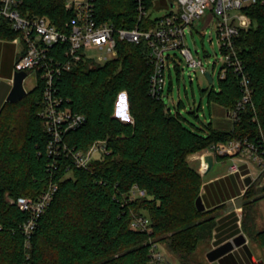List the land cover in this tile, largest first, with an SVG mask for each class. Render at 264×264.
I'll return each mask as SVG.
<instances>
[{
	"label": "trees",
	"instance_id": "obj_1",
	"mask_svg": "<svg viewBox=\"0 0 264 264\" xmlns=\"http://www.w3.org/2000/svg\"><path fill=\"white\" fill-rule=\"evenodd\" d=\"M92 1L98 21L127 28L156 22L146 17L141 24L135 0ZM65 4L66 0H23L21 10L46 16L58 29L67 30L72 12ZM246 10L254 24L237 35L235 50L249 78L250 100L238 110L230 129L212 121L188 126L181 115L166 108L164 99L151 96L152 65L143 44L128 41L118 43L116 57L102 63L80 62L54 80L63 103L86 116L83 124L65 133L71 151L107 140L110 152L86 166H77L72 152L48 153V133L39 115L42 80L21 99L4 102L0 109V264H149L153 242L165 243L186 264L198 244L211 237L216 223L212 212L217 208L197 209L203 176L189 163L188 155L234 139H247L264 150V4ZM17 34L0 18V38L13 39ZM65 45L56 49L59 58H64ZM240 77L227 66L217 89L208 91L209 103L234 109L243 96ZM122 91L127 93L130 120L115 114ZM51 183H57V189L26 233L24 223L31 210L21 209L16 201L19 197L37 200ZM257 184L253 180L243 192V197L253 196L249 205L264 198V184ZM134 185L146 194L131 198ZM140 214L150 217L151 231L130 226ZM250 235L264 246V227Z\"/></svg>",
	"mask_w": 264,
	"mask_h": 264
},
{
	"label": "built area",
	"instance_id": "obj_2",
	"mask_svg": "<svg viewBox=\"0 0 264 264\" xmlns=\"http://www.w3.org/2000/svg\"><path fill=\"white\" fill-rule=\"evenodd\" d=\"M169 1L170 7L166 13L153 17L151 12L153 0H135L141 24L146 17L154 18L156 22L146 27L136 25L127 28L116 26L110 21H98L94 16L92 0H66L65 7L72 12V16L66 21L67 30H60L46 16L24 14L21 10L23 0H0V18L7 20L11 28L18 32L11 39L21 47L14 63L15 71L35 73L36 82L42 80L44 84L39 115L48 133L47 151L51 156L71 153V149L64 141L65 133L86 121L85 114L63 103V98L58 95L57 86L54 85L56 78L80 62L91 60L102 63L116 57L120 41L142 43L147 60L152 65L149 93L155 98L163 99L164 96L167 97V76L171 77V62H175V67L179 66L175 60L177 54H172V50L180 51L187 65L192 66L194 70L198 69L204 75L208 72L212 77V72L207 70L200 58L193 56L186 43L187 28L204 15L207 23L216 20L218 44L222 53L218 78L224 77L227 66L234 67L241 76L243 96L236 107L230 110L233 119L237 117L238 110L250 100L249 78L235 50V39L240 31L247 30L254 24L247 13V7L264 4V0ZM61 44H66L63 49L64 58H59L56 50ZM90 49L98 50L99 56L89 54ZM216 62L214 61L213 65H216ZM109 152L107 140L99 139L84 151L72 152V156L77 166H86L90 160ZM243 152L260 163L259 173L264 183V150L259 151L258 147L247 139L219 142L204 149L201 154L200 170L203 172L207 169L203 156L211 153L214 157L229 156L231 159L229 171L238 172L241 159L238 156ZM56 189L57 183H51L48 190L35 201L29 197L17 199L16 203L21 209L31 210L30 218L24 223L26 233H30L34 228L36 218L46 208ZM145 194L146 191L137 185L130 191L131 198ZM130 226L151 231V219L147 215H135ZM149 264H169L160 242L152 243Z\"/></svg>",
	"mask_w": 264,
	"mask_h": 264
},
{
	"label": "rangeland",
	"instance_id": "obj_3",
	"mask_svg": "<svg viewBox=\"0 0 264 264\" xmlns=\"http://www.w3.org/2000/svg\"><path fill=\"white\" fill-rule=\"evenodd\" d=\"M170 7L169 0H153L151 12L153 17L162 16L166 13ZM216 20H211L209 23L206 22V16H202L194 21L189 28H187L186 43L190 48L195 58H200L207 70L212 72L213 81L209 82L206 75L202 74L198 69L194 70L192 66L187 65L184 56L178 50H172V54H177L176 63H179L180 71H176L174 66L175 62L172 61L171 77L167 76V97L164 99L166 108L170 109L172 114H179L182 116L183 122L191 126L192 124L202 126L204 123L212 121L215 126H219L217 122L222 121L227 123V114L225 108L217 104L209 103L208 91L214 87L217 89L219 86L218 72L222 64L221 49L219 48L217 31H216ZM11 40V39H10ZM89 54L95 57L99 56V51L96 49H90ZM179 57V59H178ZM216 65H213V62ZM171 79V81H170ZM171 82V87H170ZM36 84L35 73H28L24 79V86L27 90L31 89ZM170 87V88H169ZM129 105L127 99V93L122 91L119 93L115 103V114L124 120H130ZM230 122V121H229ZM220 125L226 127L228 124ZM203 153V151L201 152ZM199 151L193 152L188 155V161L196 169L199 164ZM240 163H246L248 170L254 171V179L257 185H262L263 178L260 177V163L252 158V156L243 157ZM221 164L222 168H227L229 161L224 159ZM219 163L214 166V170L217 169ZM252 174V176H253ZM260 192L259 195H262ZM251 197H242L240 210L241 222L244 225L247 220L250 222L253 218L257 219V225L262 228L264 227V211L260 208L261 206L255 207V204L251 203ZM212 215L217 216V211H213ZM213 232V231H212ZM212 236V234H211ZM210 238L204 240V247L197 248L188 258L187 264H200L205 261L204 251L210 245ZM165 246L166 244L163 243ZM202 245V244H201ZM168 248V247H167ZM170 251V250H169ZM174 257H178L173 254ZM172 257V256H171ZM171 260V259H170Z\"/></svg>",
	"mask_w": 264,
	"mask_h": 264
},
{
	"label": "crops",
	"instance_id": "obj_4",
	"mask_svg": "<svg viewBox=\"0 0 264 264\" xmlns=\"http://www.w3.org/2000/svg\"><path fill=\"white\" fill-rule=\"evenodd\" d=\"M20 51L21 47L19 44L10 39L0 38V109L6 101L7 95L12 87L15 72L14 63ZM226 114L228 122L225 123L228 124V126L221 127L220 125H224L225 123L222 124V121L219 120L217 123L220 125L217 127L226 129L232 127L234 119L230 111L226 110ZM202 151H199L198 154L199 164L197 167V170L203 176L200 195L207 209L217 207L215 209V211H217V216L210 239V245L207 249L203 250L205 261L200 264H264V246L257 243L250 235L251 231L261 229L257 225V219L253 218L251 222L247 220V223L243 225L240 215V210L242 209L241 201L244 188L246 187L244 184V177L247 175L252 176L254 171L248 170L246 163H240V170L238 172H230V157H226L229 161L228 167L222 168L221 164H223L222 162L226 158L219 159L217 158L218 156H216L214 157L212 167L201 172ZM247 156H249V154L243 152L238 157L243 158ZM218 163L221 167L214 170V166ZM252 178H255L254 174ZM257 206H261L260 208L264 211V198L255 203L256 208ZM241 232L246 237L244 243L234 247L231 251L213 262L207 259L206 253L211 248L231 239ZM203 242L204 241L200 242L197 248L204 247ZM160 244L166 254L169 264H184L179 257H174V253L170 252L167 246L163 243Z\"/></svg>",
	"mask_w": 264,
	"mask_h": 264
},
{
	"label": "water",
	"instance_id": "obj_5",
	"mask_svg": "<svg viewBox=\"0 0 264 264\" xmlns=\"http://www.w3.org/2000/svg\"><path fill=\"white\" fill-rule=\"evenodd\" d=\"M27 72L24 70L15 71L13 76V84L12 87L7 95L6 101H17L24 97L28 90L24 86V79L27 76ZM206 77L208 78L209 82H212V77L210 73H206ZM166 96L163 97L165 99ZM204 161L207 163V169H210L214 163V155L208 153L204 156ZM253 181L251 175H247L244 177V184L248 186ZM195 204L198 210L203 211L206 209V206L203 202L202 196L198 195ZM246 240L245 235L241 232L231 239L224 241L223 243L211 248L207 253L206 257L210 262L215 261L216 259L220 258L227 252L231 251L234 247L244 243Z\"/></svg>",
	"mask_w": 264,
	"mask_h": 264
}]
</instances>
